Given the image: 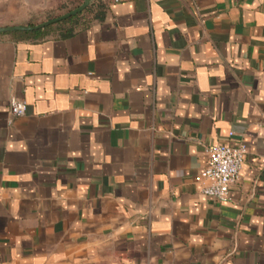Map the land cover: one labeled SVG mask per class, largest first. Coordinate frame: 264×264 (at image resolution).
I'll return each mask as SVG.
<instances>
[{
	"label": "crops",
	"instance_id": "1",
	"mask_svg": "<svg viewBox=\"0 0 264 264\" xmlns=\"http://www.w3.org/2000/svg\"><path fill=\"white\" fill-rule=\"evenodd\" d=\"M80 1L0 0V27ZM94 1L67 38L0 34V264H264V0Z\"/></svg>",
	"mask_w": 264,
	"mask_h": 264
},
{
	"label": "built area",
	"instance_id": "2",
	"mask_svg": "<svg viewBox=\"0 0 264 264\" xmlns=\"http://www.w3.org/2000/svg\"><path fill=\"white\" fill-rule=\"evenodd\" d=\"M25 114V104L13 101L9 105V115L20 118ZM206 161L197 176L200 192L203 196L217 202L229 199L230 188L240 176L244 158L247 153L243 143L236 145L215 144L205 148Z\"/></svg>",
	"mask_w": 264,
	"mask_h": 264
},
{
	"label": "trees",
	"instance_id": "3",
	"mask_svg": "<svg viewBox=\"0 0 264 264\" xmlns=\"http://www.w3.org/2000/svg\"><path fill=\"white\" fill-rule=\"evenodd\" d=\"M82 2L83 0L80 1L78 5H81ZM94 10H96L97 12L102 11L103 6L97 3V1H94L80 13L72 17H69L63 21L50 25L44 28L43 30H37V31H31V32H14L12 33V35L16 37H20V38H26V39H41L45 36L54 34L60 38H67L73 33V29L78 24V21L80 20L81 16L84 13L93 12ZM50 19L52 18H49L48 20ZM28 26H31V24H28Z\"/></svg>",
	"mask_w": 264,
	"mask_h": 264
},
{
	"label": "water",
	"instance_id": "4",
	"mask_svg": "<svg viewBox=\"0 0 264 264\" xmlns=\"http://www.w3.org/2000/svg\"><path fill=\"white\" fill-rule=\"evenodd\" d=\"M93 0H84L83 3L76 9H74L73 11L52 19V20H48L46 22H43L41 24L38 25H34V26H9V27H0V34H5V33H14V32H31V31H37V30H43L44 28L53 25L55 23H58L60 21H63L69 17H72L78 13H80L81 11H83L87 6H89L91 4Z\"/></svg>",
	"mask_w": 264,
	"mask_h": 264
},
{
	"label": "rangeland",
	"instance_id": "5",
	"mask_svg": "<svg viewBox=\"0 0 264 264\" xmlns=\"http://www.w3.org/2000/svg\"><path fill=\"white\" fill-rule=\"evenodd\" d=\"M39 18V17H38ZM36 21H39L36 17H34V18H32L30 21H29V23L28 24H31V25H33L34 24V22H36ZM47 21V20H46Z\"/></svg>",
	"mask_w": 264,
	"mask_h": 264
}]
</instances>
